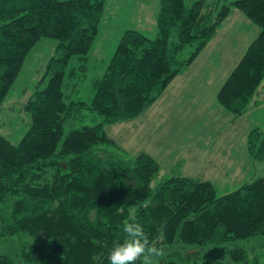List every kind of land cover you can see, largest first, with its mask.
Masks as SVG:
<instances>
[{
  "label": "trees",
  "instance_id": "obj_1",
  "mask_svg": "<svg viewBox=\"0 0 264 264\" xmlns=\"http://www.w3.org/2000/svg\"><path fill=\"white\" fill-rule=\"evenodd\" d=\"M106 1L0 0V106L37 42H57L25 106L28 131L17 144L0 135V264H109L131 221L166 250L161 264H264V177L221 196L211 181L184 176L153 188L159 162L130 157L104 129L152 106L232 8L259 33L216 100L235 118L257 105L264 0H159L156 35L125 30L90 101H66L64 84L86 68ZM246 147L264 162V129L252 128Z\"/></svg>",
  "mask_w": 264,
  "mask_h": 264
},
{
  "label": "rangeland",
  "instance_id": "obj_2",
  "mask_svg": "<svg viewBox=\"0 0 264 264\" xmlns=\"http://www.w3.org/2000/svg\"><path fill=\"white\" fill-rule=\"evenodd\" d=\"M121 1L108 0L86 68H78L79 77L68 78L64 84L66 101H90L95 81L105 72L125 30H142L151 38L156 35L159 0L142 4L123 0L127 3L119 8ZM215 1L221 6L234 0ZM258 33L255 24L232 8L218 34L152 106L132 120L104 126L108 136L130 157L147 153L159 162L160 172L151 184L153 188L169 176H184L211 181L221 196L264 177V162L251 159L246 147L249 131L264 129V107L253 109L252 104L244 115L235 118L216 100L219 88ZM56 43L52 38L37 42L0 106V135L14 144L31 125L25 106ZM73 60L79 64L76 58ZM263 89L264 80L254 101L264 100Z\"/></svg>",
  "mask_w": 264,
  "mask_h": 264
},
{
  "label": "clouds",
  "instance_id": "obj_3",
  "mask_svg": "<svg viewBox=\"0 0 264 264\" xmlns=\"http://www.w3.org/2000/svg\"><path fill=\"white\" fill-rule=\"evenodd\" d=\"M122 232L123 240L116 242L108 253L109 264H161L166 250L150 239L141 223L126 222Z\"/></svg>",
  "mask_w": 264,
  "mask_h": 264
},
{
  "label": "crops",
  "instance_id": "obj_4",
  "mask_svg": "<svg viewBox=\"0 0 264 264\" xmlns=\"http://www.w3.org/2000/svg\"><path fill=\"white\" fill-rule=\"evenodd\" d=\"M139 3H147L149 0H137ZM107 2H108V0L106 1V5H107ZM122 3H127V2H125V1H121V3H120V5H119V8H124V6H123V4ZM138 7H144L143 5H141V6H139V5H137ZM131 7V6H130ZM104 18V17H103ZM259 99H260V96H259ZM264 102H262V100H260V101H258V103H257V105H253L252 106V108L253 109H259V108H262V107H264V104H263Z\"/></svg>",
  "mask_w": 264,
  "mask_h": 264
}]
</instances>
